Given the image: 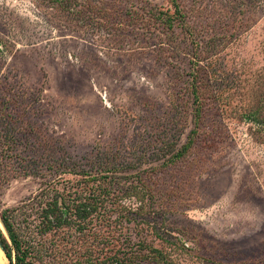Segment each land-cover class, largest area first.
Here are the masks:
<instances>
[{"label":"rangeland","instance_id":"1","mask_svg":"<svg viewBox=\"0 0 264 264\" xmlns=\"http://www.w3.org/2000/svg\"><path fill=\"white\" fill-rule=\"evenodd\" d=\"M63 1L0 0V131L18 138L0 157V216L24 206L19 226L47 264L143 243L174 264H264V139L245 120L264 116V0H177L173 33L149 19L174 14L169 0ZM194 85L202 127L170 161L194 128ZM61 160L103 168L116 196L141 178L152 197L109 199L83 231L41 237L27 200Z\"/></svg>","mask_w":264,"mask_h":264},{"label":"trees","instance_id":"2","mask_svg":"<svg viewBox=\"0 0 264 264\" xmlns=\"http://www.w3.org/2000/svg\"><path fill=\"white\" fill-rule=\"evenodd\" d=\"M64 1L68 2V0ZM91 1L84 0L85 4ZM169 2L175 8L174 14L163 12L157 7H152L149 11L151 13L149 19L154 23L161 24L168 32L173 33L177 25L176 23L181 19L184 21V17L177 0H169ZM99 5L102 4L99 3ZM102 9L98 8L97 11L103 13ZM141 17L140 13H136L131 17V20L135 22L145 21ZM101 18L111 19L112 14L104 12ZM192 89L195 99L193 113L194 128L188 135L187 143L172 156L170 161L180 159L188 153L196 142L198 131L202 127L203 104L200 92L195 85L192 86ZM245 120L253 124L256 135L264 139V116L257 111H253L245 113ZM17 142L18 138L11 132L5 134L0 131V157L11 152L10 150L14 148ZM53 163L57 164L56 166H50V173L54 178L45 180L38 192L27 200L30 203H35L37 206V214L34 219L39 221L36 228L37 233L41 237L61 234L66 230L74 228L77 231H83V228L88 224L87 222L91 221L94 215L101 211L109 199L110 209H112L113 204L116 209H119L121 205H117L118 201L115 202L116 200L123 203V199L134 197L138 202L144 203L149 196L152 197L149 185L141 178L136 185L131 184L126 187V191L123 193L124 196H116V193L113 192V185L121 184L110 182V177L103 173V168L93 172L84 168L77 170L76 164L65 160ZM101 165L103 164L101 163ZM107 165L110 164H105L104 166ZM37 169L39 170V168ZM63 171L64 174H70L76 178L73 184L65 182L66 180L63 179L64 174L60 173ZM23 208L24 206L21 205L2 210L0 221L8 235L7 239L0 228L2 243L11 259L13 258V253H15L16 264H47L43 256V251L47 250V248L42 250L34 246L33 240H31V234L34 231L28 230L29 224L26 227L19 226L17 213ZM31 215L27 214L24 221L26 222L28 217L32 218L33 215ZM138 246L140 247L138 250L132 251L129 254L119 250L110 256L106 263L102 264H142L145 261L150 264H174L160 250L152 246H144V243L142 245L138 244Z\"/></svg>","mask_w":264,"mask_h":264},{"label":"water","instance_id":"3","mask_svg":"<svg viewBox=\"0 0 264 264\" xmlns=\"http://www.w3.org/2000/svg\"><path fill=\"white\" fill-rule=\"evenodd\" d=\"M0 249H1L2 252L4 253V255H5V257H6V260H7V263H8V264H15V263L13 262V260L8 256V253H7V251L5 250V247H4L3 243H2L1 238H0Z\"/></svg>","mask_w":264,"mask_h":264},{"label":"bare ground","instance_id":"4","mask_svg":"<svg viewBox=\"0 0 264 264\" xmlns=\"http://www.w3.org/2000/svg\"><path fill=\"white\" fill-rule=\"evenodd\" d=\"M0 264H8L7 260H6V257H5V255H4V253L2 252L1 249H0Z\"/></svg>","mask_w":264,"mask_h":264}]
</instances>
